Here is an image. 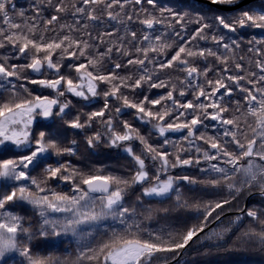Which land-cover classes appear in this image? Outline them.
<instances>
[{
    "label": "snow or ice",
    "instance_id": "snow-or-ice-1",
    "mask_svg": "<svg viewBox=\"0 0 264 264\" xmlns=\"http://www.w3.org/2000/svg\"><path fill=\"white\" fill-rule=\"evenodd\" d=\"M0 264H264V0H0Z\"/></svg>",
    "mask_w": 264,
    "mask_h": 264
}]
</instances>
